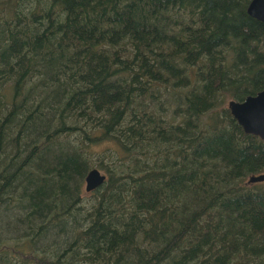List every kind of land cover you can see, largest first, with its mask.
<instances>
[{
    "label": "trees",
    "instance_id": "obj_1",
    "mask_svg": "<svg viewBox=\"0 0 264 264\" xmlns=\"http://www.w3.org/2000/svg\"><path fill=\"white\" fill-rule=\"evenodd\" d=\"M251 1L0 0V264H264Z\"/></svg>",
    "mask_w": 264,
    "mask_h": 264
},
{
    "label": "water",
    "instance_id": "obj_2",
    "mask_svg": "<svg viewBox=\"0 0 264 264\" xmlns=\"http://www.w3.org/2000/svg\"><path fill=\"white\" fill-rule=\"evenodd\" d=\"M248 14L264 23V0H252ZM228 109L232 116L243 128L244 132L264 140V90L254 96H248L243 101L232 100ZM107 176L98 169L91 170L86 177V192L90 193L101 187ZM264 182V175L252 176L250 184Z\"/></svg>",
    "mask_w": 264,
    "mask_h": 264
},
{
    "label": "rangeland",
    "instance_id": "obj_3",
    "mask_svg": "<svg viewBox=\"0 0 264 264\" xmlns=\"http://www.w3.org/2000/svg\"><path fill=\"white\" fill-rule=\"evenodd\" d=\"M230 101H232V100H230ZM230 101H229V102H230ZM229 102L227 103V106L229 105ZM102 174H105V173L102 172ZM85 187H86V186H84V194H83V195H84V196H87V195H89V193L86 192Z\"/></svg>",
    "mask_w": 264,
    "mask_h": 264
}]
</instances>
